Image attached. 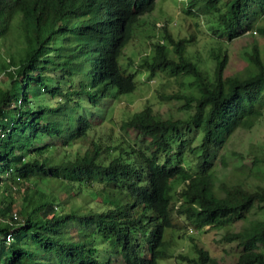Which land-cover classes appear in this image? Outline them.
Listing matches in <instances>:
<instances>
[{
    "label": "trees",
    "instance_id": "1",
    "mask_svg": "<svg viewBox=\"0 0 264 264\" xmlns=\"http://www.w3.org/2000/svg\"><path fill=\"white\" fill-rule=\"evenodd\" d=\"M153 6L0 0V264H158L183 236L175 216L226 228L221 240L239 246L232 264H264V218L254 215L264 210V136L241 164L261 180L252 189L236 180L226 190L214 165L219 154L227 163L220 149L237 128L264 122L263 48L255 41L245 65L224 72L227 40L264 34V0H185L182 11L213 38L207 54L191 46L200 27L178 38L163 25V35L145 34L150 49L137 62L184 115L163 117L147 103L125 115L122 132L109 118L103 130L99 121L136 88L118 54ZM15 16L18 47L8 34ZM188 241L176 260L218 264L196 236Z\"/></svg>",
    "mask_w": 264,
    "mask_h": 264
},
{
    "label": "rangeland",
    "instance_id": "2",
    "mask_svg": "<svg viewBox=\"0 0 264 264\" xmlns=\"http://www.w3.org/2000/svg\"><path fill=\"white\" fill-rule=\"evenodd\" d=\"M185 0H155L154 8L144 13L141 16L140 23L134 28V33L132 37L125 43L122 47L121 52L118 56V63L127 72H134V79L136 83V88L134 91L122 94L118 103H115L111 112L106 116L105 122H100V126L103 130L108 129V118L115 123L113 129L114 133L117 131H123L121 129L122 120L125 115L132 110H140L145 104L150 103L154 111L160 113L163 117H168L169 115L179 116L184 115L180 110H176L182 102L179 100H165L161 101L160 97H157L155 93V80L147 79L148 70L137 66V62L142 57V55L150 49L149 44H147L148 37L145 36L146 33L151 34V38L158 37L159 34H164L162 29L163 25L170 28L176 36H189L190 33L194 31V28H199L200 33L196 36L197 40L192 47L199 49L202 56L207 54L204 45L208 41H213L210 33L205 32L201 27L202 24L194 25L193 19L185 12L182 11ZM179 7V8H178ZM180 9V12H179ZM264 19L258 20V23L262 24ZM141 25V27H140ZM139 27L141 29H139ZM8 34L13 36L14 42L17 47L20 45L19 42L23 43V37L21 35L20 28L18 27V19L15 16L10 24V29ZM263 48L264 50V34H259L254 28L245 30L241 35L234 37L231 40H227L224 43L228 53L227 66L224 70L225 74L233 73L236 70L241 69L246 61L242 57V53L248 50L254 42ZM7 45V44H6ZM129 59H132L130 62ZM173 79V77H171ZM161 83V82H160ZM1 84V81H0ZM169 85V84H168ZM160 91L164 89V86L159 87ZM158 89V91H159ZM164 93V92H163ZM96 120V122H98ZM128 135L134 137L135 131L128 130ZM264 136V122H257L251 128H237L228 138L225 143L224 148L220 149L221 153H225L227 156V163L223 165L220 160V154L214 161V165L217 164L216 173L221 180L225 183L226 190L231 187L236 180H241L244 185L250 189L254 187L256 183H260L258 176L254 174H246L247 167L241 168V164H249L248 160V150L256 151L257 146L263 140ZM231 151L240 152L241 155H245L241 158L237 154H232ZM195 156L197 153L187 152ZM248 160V161H247ZM243 161V163H242ZM180 178L177 177L170 183V196L172 199L176 198V193L174 192L179 184ZM215 194L223 196L224 190L218 191L216 186L213 187ZM174 193V194H173ZM173 194V195H172ZM94 195V194H93ZM258 218H264V210H260L254 213ZM177 220L179 232H183V236L178 240L175 239L168 249L169 256L162 257L158 259V264H187L181 260H176L172 253L175 251H185L188 250L189 237L194 235L198 238L200 244L205 245L209 248L211 254L216 258L218 264H232L237 257L239 246L235 241L233 242H223L221 240L222 233L225 232L226 228L215 229L210 226H204L203 229H196L191 225H183V221L180 216H175ZM243 225L242 221L234 223L229 229L237 230Z\"/></svg>",
    "mask_w": 264,
    "mask_h": 264
},
{
    "label": "clouds",
    "instance_id": "3",
    "mask_svg": "<svg viewBox=\"0 0 264 264\" xmlns=\"http://www.w3.org/2000/svg\"><path fill=\"white\" fill-rule=\"evenodd\" d=\"M154 6H155V0H154ZM154 6H153V8H154ZM178 8H179V7H178ZM179 12H180V9H179ZM173 34H174V33H173ZM174 35H175V34H174ZM184 36H186V35H184ZM175 37H178V38H179V37H183V36H176V35H175ZM121 49H122V48H121ZM121 49H120V51H119V54H120V52H121ZM119 54H118V56H119Z\"/></svg>",
    "mask_w": 264,
    "mask_h": 264
},
{
    "label": "built area",
    "instance_id": "4",
    "mask_svg": "<svg viewBox=\"0 0 264 264\" xmlns=\"http://www.w3.org/2000/svg\"><path fill=\"white\" fill-rule=\"evenodd\" d=\"M4 135V132L1 133V136ZM7 238H10V234L7 235Z\"/></svg>",
    "mask_w": 264,
    "mask_h": 264
}]
</instances>
